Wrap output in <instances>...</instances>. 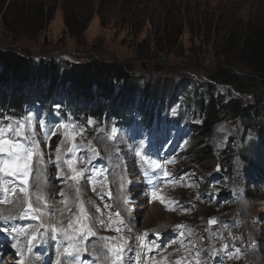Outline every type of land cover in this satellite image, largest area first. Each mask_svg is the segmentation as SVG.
I'll return each instance as SVG.
<instances>
[{
    "label": "rangeland",
    "instance_id": "rangeland-1",
    "mask_svg": "<svg viewBox=\"0 0 264 264\" xmlns=\"http://www.w3.org/2000/svg\"><path fill=\"white\" fill-rule=\"evenodd\" d=\"M40 1L50 6L49 0ZM61 1L53 0L56 3L52 20L45 31L28 36L25 34L30 31L28 29H32L31 23H18L21 20V12L20 15L18 13L22 0H0V49L13 48L35 60L60 63H84L94 58L128 62L135 65L136 77L146 79L156 87L155 94H163L162 86L171 80L179 84L189 80L190 86L179 90L172 106H165L161 126L156 124L161 119L159 117L154 125L148 127L136 123L131 129H119L113 123H108V120H90L83 114L74 117L69 109L60 110L56 106L52 117L53 123L59 127L55 134L51 127L46 140L39 128L44 119L43 111L39 108L28 109L25 117L19 118V122L25 125L23 137H14L10 133L9 138L20 140L25 148L32 147L46 162H51L48 172L58 179L53 180L49 187L44 186L45 193L50 196L55 190L64 189L70 182L83 183L88 195H92L88 183L93 178H97L96 183L102 180L105 182L109 176L107 153L117 155L120 166H116V172L122 171L124 180L127 179L125 184L132 183L133 193L139 188L134 149L139 143H147L152 145V150L160 151L155 157L153 151H150L145 158L148 164L151 163L149 170L155 162L163 161L162 164H166L157 168L155 174L145 173L144 177L150 184L151 180L160 182L158 189L164 190L165 187L166 191L161 200L156 202V206L149 207V211L152 208L155 211L159 209L160 215L145 223L144 227L166 223L165 225H171L168 230L175 232L177 240L183 238L182 242L200 232H225L226 237L222 239L224 241L218 240V249L206 247L209 258L204 260L210 264H227L238 248L244 252L245 245H240V236L236 235H242L243 232V235L254 237L251 238L252 241L249 238V242L260 249L261 253H254L257 259L255 264H264V162L261 161L264 159V151L261 149L259 160L253 158L255 164L250 166L242 156L246 151L252 153L253 145H258L260 139L255 131L245 129L242 121L223 119L204 143L212 148L217 158L228 151L230 162L200 165L194 154L198 140L192 129L186 127L189 123L201 125L204 120L196 106L195 84L206 88L211 83V71L223 62L227 52L225 33H235L234 29L245 28L247 25L264 29V0H93V19L79 41L70 36L66 29ZM181 26L177 54L162 51L155 46L153 39L159 29L162 31L167 28L175 35ZM16 28L21 32L15 31ZM214 87L215 94L227 100L238 97L227 87ZM245 101L250 103L253 97L247 96ZM36 104L47 112L44 123L48 129L51 102L30 101L24 107L33 108ZM58 104L65 106L63 103ZM188 107L191 109L188 110ZM155 114H158L157 111ZM0 122L15 126L18 121L10 118L0 119ZM0 159L9 160L11 157L0 156ZM130 161L134 165H128ZM32 164L33 157L30 168ZM94 164L99 166L95 167ZM169 168L172 172H168ZM87 169H92L94 174L88 176ZM0 177V198L4 197L5 200L7 195H14L11 200L17 202L14 206L17 208L16 212L22 210L25 217L31 216L32 211L38 207L33 194L35 188L31 186V170L24 185L16 177ZM154 189L151 192L152 202L156 199ZM144 191V196H147V188ZM97 192V197L89 196L90 202L94 201L95 205L104 207L100 211H94V217L102 216L104 220L113 213L112 193L110 188L98 189ZM99 198H104L103 202H98ZM48 204L50 206L49 201ZM6 206L11 208L12 205L8 203ZM138 206L140 205H134ZM169 214H175L171 216L173 221L169 219ZM7 215L12 216V212H7ZM213 217L221 219V223L210 225L209 221ZM40 219L46 224L54 221L49 213L42 218L39 216L38 221ZM241 221L246 224L243 231L238 230ZM65 228L67 224L57 230ZM61 231L55 232L61 236V240H67L68 236ZM80 231L82 234L83 230ZM81 234L77 233L78 236ZM108 236L117 238V234ZM88 239L94 237L90 235ZM79 247L82 249V245ZM115 249L121 250L120 256L124 254L120 246ZM108 251L110 250L106 249L105 253ZM173 251L177 253L178 259L182 257L179 249ZM225 257L229 260L221 262L220 258ZM128 259L129 257H125L124 261ZM175 259L177 256L169 262L173 263ZM232 264H236L235 258L232 259Z\"/></svg>",
    "mask_w": 264,
    "mask_h": 264
},
{
    "label": "trees",
    "instance_id": "trees-1",
    "mask_svg": "<svg viewBox=\"0 0 264 264\" xmlns=\"http://www.w3.org/2000/svg\"><path fill=\"white\" fill-rule=\"evenodd\" d=\"M54 3L53 0H49L50 6L40 0L17 3L21 7L18 23L27 21L32 26L25 35L45 31L52 20ZM61 3L66 29L79 41L93 19V0H62ZM181 30L182 26L173 35L172 30L159 29L153 39L155 46L177 54ZM15 31L21 32L17 28ZM234 32L224 35L227 52L223 62L211 71V83L206 88L195 84L196 106L204 120L201 125L190 127L198 140L194 154L200 165L230 162L228 151L217 158L204 143L223 119L242 121L245 129L255 131L260 139L258 145H253L252 153L246 151L242 155L248 166L255 164L253 158L259 160L261 149L264 151V29L247 25ZM22 53L13 48L0 49V110H3L0 112L10 117L21 115L30 101L51 102L55 98L78 115L100 122L108 120L118 128L133 121L137 112L144 124H152L155 118L163 116L165 106L175 103L179 90L190 86L189 80L180 84L171 80L162 86L163 94H155L156 87L136 77L135 65L128 62L94 58L84 63H60L35 60ZM215 85L229 88L238 97L227 100L216 95ZM247 96H252L253 101L247 103Z\"/></svg>",
    "mask_w": 264,
    "mask_h": 264
},
{
    "label": "bare ground",
    "instance_id": "bare-ground-1",
    "mask_svg": "<svg viewBox=\"0 0 264 264\" xmlns=\"http://www.w3.org/2000/svg\"><path fill=\"white\" fill-rule=\"evenodd\" d=\"M35 153L38 152L35 150ZM50 163V161L46 162L39 153L33 156L31 186L35 188L33 194L38 204L36 210L32 211V215L29 216L33 218L25 217L22 210L16 212L17 208L14 206L17 202L11 200L14 195H7L5 200L4 197L0 198V231H2L0 237H3L0 242L7 244L0 246V264H114L116 258L113 250L117 246L124 250V254L120 256L121 259L116 264H210L204 260V258H209L206 247L216 250L219 248L218 240L226 237L225 232L224 234L200 232L195 236L191 235L188 241L182 242L183 238L177 240L175 232L168 230L171 225H165L166 223L145 228V223L160 215L159 209V211H155L152 208L149 211V207L156 206V202L161 200L166 189L165 187L164 190L158 189L160 182H157L155 186L153 184L152 189H156V191L154 189L156 192L154 202L151 201L152 191L146 198L141 194L143 192L141 188L140 191L135 190L132 193V183L125 184L124 181L127 180H124L125 175L122 171L116 172V166H120V163L115 153H107L109 176L105 182L102 180L100 183H96L97 180H95L93 183H88L92 189V195H88L87 187L83 183H72L74 184L72 185L70 182L64 189L55 190L54 194L50 196L45 193L44 186L49 187L53 180L58 179L48 172ZM136 164L138 166L136 178L139 181L137 185L146 187L147 183L140 184V180L143 178L142 174L145 173V164L140 160L139 162L136 160ZM128 165L134 164L130 161ZM94 166L98 167L99 165L94 164ZM62 169L64 168L62 167ZM87 172L88 176L94 174L92 169H87ZM168 172H172V170L169 169ZM1 180L0 177V182ZM36 182L38 183L36 184ZM109 188L113 199L112 215L105 217L104 220L102 216L94 217V211H100L104 207L99 204L95 205L94 201L90 202L89 196L97 197L98 189ZM2 200L4 201L2 202ZM47 200L50 202V206ZM103 200L104 198H99L98 202H103ZM8 203L12 205L11 208L6 206ZM137 204L140 206L134 207ZM7 212H12V216L7 215ZM48 213L54 221L43 220L54 224L43 223L41 219L38 221L39 216L42 218ZM174 215L169 214V219ZM241 223L239 231L246 228V224L242 221ZM64 224H67V228L62 231L57 230ZM9 230H13L12 235L8 232ZM80 230H83L82 234ZM55 231H61L63 235L68 236L67 240H61V236ZM77 233L81 235L78 236ZM108 234H117V238L113 239ZM243 234L242 232V235H236L240 236V245L243 243L246 250L243 252L241 248H238L227 264H232L234 258L236 264H255L257 262L254 253L260 252V249L252 245L253 239L251 238L254 237ZM90 235L94 239H88ZM81 245L82 249L79 247ZM106 249L110 251L105 253ZM174 249H179L182 257L178 259ZM88 253L90 255H87ZM174 256H177V259L173 263L169 262L174 259ZM251 256L253 257L251 258ZM125 257H129L128 261H124ZM152 259L154 261H151ZM224 259L229 260L225 257L220 258V261L224 262Z\"/></svg>",
    "mask_w": 264,
    "mask_h": 264
},
{
    "label": "snow or ice",
    "instance_id": "snow-or-ice-1",
    "mask_svg": "<svg viewBox=\"0 0 264 264\" xmlns=\"http://www.w3.org/2000/svg\"><path fill=\"white\" fill-rule=\"evenodd\" d=\"M25 125L21 122H17V125L9 124L6 127L0 128V152H6L11 159L2 160L0 159V172L4 176L16 177L20 180L22 185L27 183V177L30 173V166L32 163V157L34 149L25 148V146L15 139H8L7 133H13L14 137H23ZM159 167V165H156ZM23 191V189H21ZM216 221L210 220L209 224H215ZM119 251L114 249L115 255L114 264L121 259Z\"/></svg>",
    "mask_w": 264,
    "mask_h": 264
},
{
    "label": "water",
    "instance_id": "water-1",
    "mask_svg": "<svg viewBox=\"0 0 264 264\" xmlns=\"http://www.w3.org/2000/svg\"><path fill=\"white\" fill-rule=\"evenodd\" d=\"M212 220L216 221L215 225H218L221 222V220L218 217H213Z\"/></svg>",
    "mask_w": 264,
    "mask_h": 264
}]
</instances>
